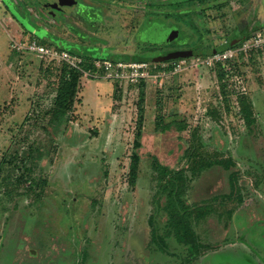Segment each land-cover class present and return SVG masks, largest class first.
Listing matches in <instances>:
<instances>
[{"label": "rangeland", "instance_id": "1", "mask_svg": "<svg viewBox=\"0 0 264 264\" xmlns=\"http://www.w3.org/2000/svg\"><path fill=\"white\" fill-rule=\"evenodd\" d=\"M19 2L0 0V264H42L44 255L47 264L51 256L53 264H71L69 259L76 264L84 256L88 259V253L92 254L90 264L100 260L111 264H169L171 237L165 239L168 245H163L167 252L159 248L163 238L152 240L153 232L164 233L167 220L154 197L159 183L152 163L157 157L175 169L187 146L183 137L188 131L180 133L173 126L163 132L157 127L156 114L161 106L166 122L184 118L190 127H198L202 148L219 152L218 159L262 156L264 51L255 61L251 53L248 58L240 56L224 71L219 64L180 73L167 70L147 83L141 126L136 88L120 83L123 91L118 97L114 96L115 82L82 78L69 116L52 123L49 111L57 93L56 74L40 70L39 54H15L12 41L33 38L39 44L61 46L74 54L115 60L131 53L81 52L71 42L61 41L57 25H50L51 36L47 35V28L42 26L46 22L36 7L26 9L24 2L29 0L16 6ZM256 12L260 15L256 21L264 19L263 8ZM130 16L126 13L125 25ZM129 30V25L124 27L111 41L120 43L123 35L131 34ZM242 95L254 105L256 122L250 132L239 106ZM250 135L254 142H250ZM245 138L252 143L249 148L243 143ZM132 152L140 156L134 186L128 177ZM238 167L244 175L249 174L245 161L239 160ZM216 168L204 179V173H187L191 177L184 195L187 204L214 210L207 222L192 223L198 238L205 232L215 233L217 195L222 192L217 186V173L222 171ZM23 172L39 185L29 189L30 182L18 184ZM249 201L248 196L246 203ZM233 232L231 228L229 237ZM146 253L156 258L150 262Z\"/></svg>", "mask_w": 264, "mask_h": 264}, {"label": "flooded vegetation", "instance_id": "2", "mask_svg": "<svg viewBox=\"0 0 264 264\" xmlns=\"http://www.w3.org/2000/svg\"><path fill=\"white\" fill-rule=\"evenodd\" d=\"M261 1L29 0L24 5L30 10L36 7L40 18L46 22L42 26L47 28V35L51 36L50 25H57L61 41L71 42L81 52L120 50L131 53L126 55L128 57L152 62L165 59L172 63L179 55H189L185 58L191 59L214 54L250 38L264 26V19L256 21L260 17L256 10L258 7L264 9ZM21 2L14 4L20 7ZM126 13L131 16L125 25ZM128 25L131 34L123 35L120 43L112 42L113 34L120 36ZM249 138L254 142L251 135ZM250 145L252 143H246L247 148ZM240 156L238 160L233 158L238 173L237 189L226 190L229 183L223 178L217 182L222 192L217 195L215 233L205 232L204 237L185 242L170 238L173 247L169 264H264V148L258 158L244 155L242 159ZM239 160L245 161L249 174L242 173ZM248 196L249 204L246 203ZM208 218L203 221L207 222ZM231 228L234 232L229 237ZM149 248L147 250H151ZM146 255L150 262L156 258L151 253ZM91 256L88 253V259L84 256L83 261L79 259L76 264H90ZM44 257L42 264H47V255ZM51 257L50 264H53L55 260ZM67 261L73 264L72 259ZM96 264L111 263L100 260Z\"/></svg>", "mask_w": 264, "mask_h": 264}, {"label": "trees", "instance_id": "3", "mask_svg": "<svg viewBox=\"0 0 264 264\" xmlns=\"http://www.w3.org/2000/svg\"><path fill=\"white\" fill-rule=\"evenodd\" d=\"M32 39L33 38H30L29 41ZM41 44L45 43L41 42ZM57 48L64 50L63 48H61V46H57ZM263 51L264 50L261 49L256 53L251 52V60L255 61V58H258L260 53H262ZM15 54L21 56L25 53L15 52ZM76 55L83 57L87 62H90L93 59H99V57H91L83 54ZM130 58L131 57H125L121 60L127 61ZM133 60L146 59L133 58ZM219 68L222 71L226 69V67L222 64H219ZM40 70L45 71V73L47 72L56 74L57 93L49 114L51 115L52 123H59L62 119L68 117L69 113L74 108L80 90V82L83 78V73L77 69H71L66 63H61L57 60H48L44 57H42V59L40 60ZM222 71L220 72L221 78L224 77V72ZM257 73L258 77H260V73ZM113 82H115L114 96L120 97L118 93L121 94L123 88L119 81ZM146 86V80H141V82L135 86L136 90L138 91L137 119L139 121V126H141V123H143V120L145 118L144 104L146 99ZM222 92L224 93V95H226L225 90H223ZM238 99L242 117L245 121L246 127L250 132L252 130V126H254L256 122L254 105L246 95H242ZM214 114L216 115V112H214ZM156 120L157 127L160 128L163 132H167L168 130H171L173 126H176L180 133H184L186 131H188V133H185L183 137L187 146L186 148H184L183 157L179 165L175 169H171L168 166L163 165L162 163H160L157 157H154L153 159V174L155 175V178L159 183V188L157 189L158 192L154 197H157L158 206L165 212L167 220L165 222L164 233L159 234L157 232H153L152 238L154 240L156 238L166 239L173 237L179 242L189 241L196 237L192 223H200L201 221L205 220L208 215L212 214L214 210L211 208H204L199 204H193V207H190L187 204L186 200L184 199V195L188 190L187 184L191 178L189 177V175L187 176V173L190 172L191 176H197L201 173H204V179L205 176H207V173L211 170L215 172V170L217 169L216 166L221 167L220 170L223 169L221 170L222 173H217V176L223 179L225 176L228 178L229 189L231 191L237 189L238 173L234 169L235 162L233 161V158L227 160L222 158L218 159V157H220L219 152L209 153L208 151H205L204 148H202L203 145L201 143L198 127H190L185 122L184 118L178 121L176 120L177 123L179 122L176 125L175 120L174 122H166L162 113L161 106L158 114H156ZM243 143H249V140L245 138V140H243ZM135 144L136 146L140 145L137 142ZM139 165V154L137 152H132L130 155L128 177L129 182L133 186L136 185L137 182ZM17 182L18 184L22 183L23 185L27 182H30V184L28 185L29 189L32 188L35 184L36 186L39 185L38 181H30V178L27 176V172H23V174L17 178ZM205 193L201 196H205ZM166 244L167 243H165V241L162 242L159 245V248H164V250H166V246H163Z\"/></svg>", "mask_w": 264, "mask_h": 264}, {"label": "built area", "instance_id": "4", "mask_svg": "<svg viewBox=\"0 0 264 264\" xmlns=\"http://www.w3.org/2000/svg\"><path fill=\"white\" fill-rule=\"evenodd\" d=\"M12 50L16 53L39 54L48 60H57L66 63L71 69H77L83 73V78L105 79L119 81L132 87L138 85L141 80L150 82L165 75L167 70L180 73L189 68H198L202 65L213 66L222 64L228 67L231 61L240 56H247L254 51L264 48V26L257 30L250 38L242 43L227 48L224 51L214 53L202 59L193 57L191 59H176L170 62H152L146 60H115L109 58L93 59L87 62L83 57L52 45L39 44L37 40L26 42L12 41ZM191 60V61H189ZM136 88V87H135Z\"/></svg>", "mask_w": 264, "mask_h": 264}, {"label": "water", "instance_id": "5", "mask_svg": "<svg viewBox=\"0 0 264 264\" xmlns=\"http://www.w3.org/2000/svg\"><path fill=\"white\" fill-rule=\"evenodd\" d=\"M187 56H189V55H179L178 59H180V57L181 58H185ZM166 59H169V58L167 57ZM129 60H133V58L131 57ZM163 61H165V59H155V60H153V62H163Z\"/></svg>", "mask_w": 264, "mask_h": 264}, {"label": "crops", "instance_id": "6", "mask_svg": "<svg viewBox=\"0 0 264 264\" xmlns=\"http://www.w3.org/2000/svg\"><path fill=\"white\" fill-rule=\"evenodd\" d=\"M258 51H259V50H258ZM258 51H254V52L256 53V52H258ZM181 59H182V58H181ZM193 204H195V203H193Z\"/></svg>", "mask_w": 264, "mask_h": 264}]
</instances>
